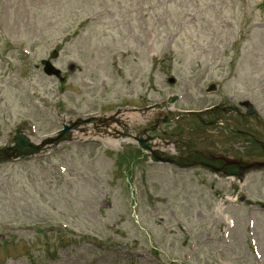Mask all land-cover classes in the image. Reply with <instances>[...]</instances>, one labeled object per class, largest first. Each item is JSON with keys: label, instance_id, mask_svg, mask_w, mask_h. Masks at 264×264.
Returning <instances> with one entry per match:
<instances>
[{"label": "rangeland", "instance_id": "obj_1", "mask_svg": "<svg viewBox=\"0 0 264 264\" xmlns=\"http://www.w3.org/2000/svg\"><path fill=\"white\" fill-rule=\"evenodd\" d=\"M172 94L173 116L247 99L264 140V0H0V147L17 127L39 143L77 118L126 125L0 165V264H264V171L180 170L121 137L153 136ZM191 120L160 130L177 148L218 130Z\"/></svg>", "mask_w": 264, "mask_h": 264}, {"label": "flooded vegetation", "instance_id": "obj_2", "mask_svg": "<svg viewBox=\"0 0 264 264\" xmlns=\"http://www.w3.org/2000/svg\"><path fill=\"white\" fill-rule=\"evenodd\" d=\"M222 103H219L217 105H211L202 111V115H204L207 119H205V122L202 121V124L205 125L206 131H208L207 127L209 123H214L215 121H221L222 126L224 129H226V132H229L228 138L219 137V135H216V138L206 139L204 142V145L199 151V154L197 155L196 160H192V148L187 147L185 148V151L183 153L178 152L179 155H181V164L187 165L192 162H196L201 165H210L217 170H222L223 172H230L235 173L238 170V167L233 164L231 165H225L223 161H221L222 157L230 156V157H239L240 151H237L238 149V135H240L242 132L245 135L252 136V133L246 129L245 131H242L239 128H236L235 126L239 125V122L237 120L231 119L232 122H229V119H225L222 116V113H225L226 115H230L233 111V115L235 113H238V110L236 108H231L227 106H222ZM214 115V117H212ZM209 117H212V120H208ZM255 143V142H254ZM243 144H246V142H243ZM252 147L250 143V147L248 149L250 150ZM224 150H227V152H224ZM234 168L235 170H233Z\"/></svg>", "mask_w": 264, "mask_h": 264}, {"label": "water", "instance_id": "obj_3", "mask_svg": "<svg viewBox=\"0 0 264 264\" xmlns=\"http://www.w3.org/2000/svg\"><path fill=\"white\" fill-rule=\"evenodd\" d=\"M45 63V68H44V71L48 74H57L56 71H54L51 66L47 63V62H44ZM176 97H173L172 98V101L175 99ZM248 107V113H252L253 110H252V107L250 105L247 106ZM67 130H68V127L67 126H64V129L62 131L59 132V135L56 137V138H53V139H48L47 142H44V143H51V142H58V141H61L63 140L67 133ZM14 141H15V146L14 147H10V148H3L0 150V160L4 161V160H8L10 157L12 158H16L18 156H23L22 154H31L33 152H36L40 146H35L33 145L32 143L29 142V140L22 136V135H19V131L17 130L16 131V136L14 137ZM43 143V144H44ZM143 148H145V145H141ZM254 167H261L263 166V164H254L252 165Z\"/></svg>", "mask_w": 264, "mask_h": 264}, {"label": "bare ground", "instance_id": "obj_4", "mask_svg": "<svg viewBox=\"0 0 264 264\" xmlns=\"http://www.w3.org/2000/svg\"><path fill=\"white\" fill-rule=\"evenodd\" d=\"M113 122H115L116 120H112ZM132 121H136V122H138V118H135L134 116H132ZM113 122L111 123V124H109L107 127H105V126H102L103 128H101V129H103L105 132H109V131H114V124H113ZM116 124V123H115ZM124 123H120L119 124V128H121L122 126H124L123 125Z\"/></svg>", "mask_w": 264, "mask_h": 264}]
</instances>
